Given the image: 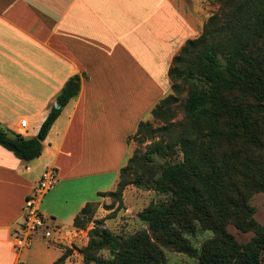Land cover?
<instances>
[{"label":"trees","instance_id":"obj_1","mask_svg":"<svg viewBox=\"0 0 264 264\" xmlns=\"http://www.w3.org/2000/svg\"><path fill=\"white\" fill-rule=\"evenodd\" d=\"M221 1L223 15L210 17L200 36L187 40L171 60L173 94L151 111L165 124L163 138L147 145L142 156L128 159L114 192L98 194L120 200L125 187L134 185L163 199L137 214L146 229L130 236L93 222L95 204L87 203L72 221L81 230L94 223L81 250L83 264H166L165 249L196 258V264L263 263L264 228L254 220L248 199L264 192V0ZM184 88L182 119L172 123L173 106ZM79 91L75 75L56 98L60 108H51L35 137L0 126V147L24 163L39 158L61 109ZM149 127L139 122L134 135L139 144L152 134ZM156 157L163 163H155ZM227 225L252 237L240 244ZM198 231L213 235L199 251L188 239Z\"/></svg>","mask_w":264,"mask_h":264},{"label":"crops","instance_id":"obj_2","mask_svg":"<svg viewBox=\"0 0 264 264\" xmlns=\"http://www.w3.org/2000/svg\"><path fill=\"white\" fill-rule=\"evenodd\" d=\"M196 2L0 0V126L35 137L66 82L80 78L78 96L61 109L39 158L24 163L0 147V264L29 261L34 239L17 249L14 238L45 171L56 172L59 192L79 193L82 182L104 175H113L116 184L131 155L127 140L144 122L138 115L149 116L168 95L172 58L197 38ZM22 120L26 129H20ZM45 194L38 211L59 227L53 210L43 207ZM87 203L76 199L71 223Z\"/></svg>","mask_w":264,"mask_h":264},{"label":"rangeland","instance_id":"obj_3","mask_svg":"<svg viewBox=\"0 0 264 264\" xmlns=\"http://www.w3.org/2000/svg\"><path fill=\"white\" fill-rule=\"evenodd\" d=\"M196 1L199 9L197 14L199 23L197 32H195L193 38L200 36L204 24L210 17L214 15L222 16L223 9H225L224 1L221 0ZM167 93L168 95L173 94L171 90L167 91ZM186 94L187 89L184 88L179 95H177V102L173 106L174 117L171 121L172 123L177 124L182 119L181 104L185 99ZM140 112L141 111L138 110L137 115ZM147 115L148 112H142L138 115L140 117L138 119L139 121L144 120V122L150 124V127L147 130L149 132L151 131L152 134H146L145 141L142 144L137 142V137H134V135L127 140L131 151L130 158L133 157L134 154L142 156L147 150V145L163 138L160 128L165 124L162 121L153 118L151 114H149V116ZM119 117L120 115H118V118ZM176 159H180L178 153ZM163 161L164 160L161 158H155V163L157 164H162ZM131 172L132 169L130 173ZM112 178L113 175L89 178L87 181L81 183L79 193L74 191V189L71 192L69 190H67L66 193L59 192L62 183L58 184L55 182L52 186L54 189L50 193H48V190L45 194L48 195L43 200V207L53 210L55 213L54 215H56L58 219H56L55 223L62 228L55 227L52 222L47 221L42 217L44 226L38 230L27 232V234L30 235V239H34L32 246L28 249V254L31 256H29L27 264H48V260L53 254L57 256L55 261L57 262L67 250L70 251L69 255L63 261L58 262V264H83L81 250L87 244V232L94 226V223H89L85 230L76 229L73 227L68 217L69 211L75 209L76 199L80 196L89 199V203L95 204L93 222H100V224H103V226L109 229L113 234L118 236H130L139 230L146 229V227L139 222L137 214L148 207L151 203L162 200V196L153 191H147L136 188L134 185H128L123 190L120 200L114 199L110 196L99 197L96 193L97 188L101 189L99 191L104 193L114 192L116 190L117 182L116 184H111ZM97 182H101V185H98L99 183ZM64 189L66 188H61V191ZM248 204L253 210L254 220L264 228V192L252 194L248 199ZM226 229L227 232L240 244L246 243L252 237L251 233L240 232L235 229L233 225H227ZM45 232H50L51 236L48 238L44 237ZM212 237L213 235L210 231H198L194 236L188 237V239L193 248L199 251L201 244ZM25 250L27 249H24L23 251ZM47 251L50 253V256L47 255ZM163 254L166 259V264H196L197 261L196 258L166 249L163 250ZM102 256L106 258L108 254L103 252ZM262 264H264V261Z\"/></svg>","mask_w":264,"mask_h":264},{"label":"built area","instance_id":"obj_4","mask_svg":"<svg viewBox=\"0 0 264 264\" xmlns=\"http://www.w3.org/2000/svg\"><path fill=\"white\" fill-rule=\"evenodd\" d=\"M20 129H26L27 122L22 120L20 122ZM56 181V172L53 169L45 171L40 181L37 184V187L33 190L32 195L25 202L24 207V219L21 226V231L14 238V245L17 249L25 248L29 246L32 239L30 235L27 234L29 231H34L42 228L44 226L41 213L38 211L37 202L39 199L52 188ZM51 236L50 232H45L44 237L48 238Z\"/></svg>","mask_w":264,"mask_h":264},{"label":"water","instance_id":"obj_5","mask_svg":"<svg viewBox=\"0 0 264 264\" xmlns=\"http://www.w3.org/2000/svg\"><path fill=\"white\" fill-rule=\"evenodd\" d=\"M54 108L59 109L60 107L56 104V105L54 106Z\"/></svg>","mask_w":264,"mask_h":264}]
</instances>
